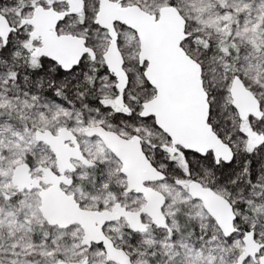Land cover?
Returning <instances> with one entry per match:
<instances>
[{
  "label": "snow or ice",
  "instance_id": "obj_1",
  "mask_svg": "<svg viewBox=\"0 0 264 264\" xmlns=\"http://www.w3.org/2000/svg\"><path fill=\"white\" fill-rule=\"evenodd\" d=\"M0 264H264V0H0Z\"/></svg>",
  "mask_w": 264,
  "mask_h": 264
}]
</instances>
